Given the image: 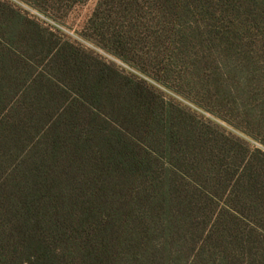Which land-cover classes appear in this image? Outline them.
Returning a JSON list of instances; mask_svg holds the SVG:
<instances>
[{"label": "rangeland", "instance_id": "1", "mask_svg": "<svg viewBox=\"0 0 264 264\" xmlns=\"http://www.w3.org/2000/svg\"><path fill=\"white\" fill-rule=\"evenodd\" d=\"M0 264H264V0H0Z\"/></svg>", "mask_w": 264, "mask_h": 264}, {"label": "trees", "instance_id": "2", "mask_svg": "<svg viewBox=\"0 0 264 264\" xmlns=\"http://www.w3.org/2000/svg\"><path fill=\"white\" fill-rule=\"evenodd\" d=\"M127 143H124V145H126ZM125 149V148H123ZM113 157L118 160L119 162H123L124 164L125 163H128V165H132L133 163H135L133 160L134 159H130L129 157L126 156L125 152L123 150H119L116 149L115 151L113 150ZM124 158L126 159L127 162H124Z\"/></svg>", "mask_w": 264, "mask_h": 264}]
</instances>
